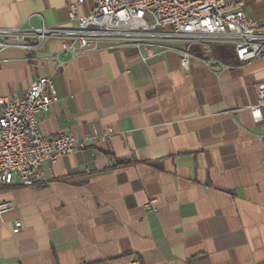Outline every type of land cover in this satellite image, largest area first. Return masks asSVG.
<instances>
[{
	"label": "crops",
	"instance_id": "0c3cea01",
	"mask_svg": "<svg viewBox=\"0 0 264 264\" xmlns=\"http://www.w3.org/2000/svg\"><path fill=\"white\" fill-rule=\"evenodd\" d=\"M69 2L0 0V28H74ZM244 10L264 23V0ZM65 41L0 52V97L52 75L59 99L40 128L85 144L43 162L33 186H0L13 204L0 213V264H264V107L251 112L264 62L194 44L184 68L175 50L99 41L72 55Z\"/></svg>",
	"mask_w": 264,
	"mask_h": 264
},
{
	"label": "built area",
	"instance_id": "2783aa9c",
	"mask_svg": "<svg viewBox=\"0 0 264 264\" xmlns=\"http://www.w3.org/2000/svg\"><path fill=\"white\" fill-rule=\"evenodd\" d=\"M83 2L68 3L77 22L74 28H0V37L17 40L14 44L0 40V52L9 46L41 47L48 38L59 37L66 40L63 48L72 55L96 49L99 41L132 42L149 50L178 51L181 65L187 68L192 45L201 44L211 52L214 45L225 44L234 47L240 62H264V23L247 15L245 0H93L90 11L79 14L77 7ZM28 36L36 38V43H24ZM168 42H179L183 47ZM55 58L60 66L62 61ZM255 90L257 101L251 112L258 120L264 107V80L256 83ZM58 99L52 75L32 81L22 97H0V186L14 183L16 177L20 184L33 186L43 179V162H54L85 147L84 140L70 133L42 132L38 115ZM112 133L108 128L105 135ZM154 203L150 200L149 207ZM12 206L11 202L0 203V213ZM20 228L17 220L13 232Z\"/></svg>",
	"mask_w": 264,
	"mask_h": 264
}]
</instances>
